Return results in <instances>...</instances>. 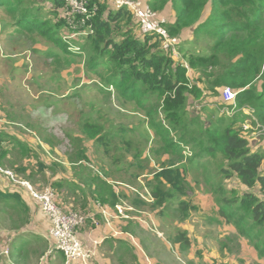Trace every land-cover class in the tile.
Instances as JSON below:
<instances>
[{"label": "trees", "instance_id": "16d2710c", "mask_svg": "<svg viewBox=\"0 0 264 264\" xmlns=\"http://www.w3.org/2000/svg\"><path fill=\"white\" fill-rule=\"evenodd\" d=\"M87 2L89 12L81 16L70 13L66 0H0V10L10 18L3 25L10 24L14 28L8 38H26L34 45L43 41L53 45L54 49L46 53V57H53L58 69H66L71 58H87L86 68L89 74L100 79L101 92L109 97L115 93L118 99L133 102L146 111L150 130L163 144L164 156L176 154L180 158L187 146L191 153L190 167L194 171L215 165L206 184L218 200L219 215L259 251L264 246V149L253 151L248 139L241 134L240 124L236 126L246 118L242 109L250 108L264 127V0H148V7L162 14L167 5L172 6L173 19H167L164 24L170 36L191 31L192 39L182 41L177 48L179 60L174 58L172 51L163 48L158 35H143L126 7L116 9L111 0ZM65 26L71 33L81 36L82 43H74L71 47L66 44L72 41L67 40L68 36L64 40L60 37ZM62 54L71 58L64 61L60 58ZM189 74L195 78L191 80ZM222 89L237 93L239 113L225 129L207 125L187 110L192 99L209 100L221 94ZM81 128L82 137L77 136V142L82 143L85 138L95 141L103 146L104 157L108 162L111 159L115 168L122 164L120 159L114 158V147L110 149V146L119 143L116 139L125 138L124 129L113 132L100 121L99 124L86 121ZM173 133L178 141L174 140ZM122 142L129 147L128 141ZM7 145H19L26 159H34L33 164L27 162L25 168L13 167L19 178L29 174L25 177L31 180L34 177L32 169L39 172L42 169L38 167L52 162L40 155L37 157L35 152L23 151L26 147L17 137L7 136V143L0 141V165L5 163ZM71 159L72 164L86 162L90 155L85 149L78 148ZM133 160L144 161L141 153ZM166 160L160 159L163 168L151 180L157 183L154 187L150 185L153 207L160 213L176 212L181 220H186L197 210L190 198L192 171L186 165L175 168V164ZM168 163L169 167H165ZM55 166L61 168L57 163H50L47 168L53 171ZM82 169L84 171L83 163L78 169L71 170L75 173V182H81L85 189L67 178L53 184L47 181L44 185L55 190L57 203L67 212L74 210L63 203L66 197H61L60 191L68 189L69 196L74 198L70 199L71 204L80 211L78 213L86 215L88 221L91 214L87 207L100 204L115 208L120 200L109 183L110 179L114 181L112 173H107L109 177H95L94 185L90 177L80 175L83 179L80 180ZM229 180L242 188L240 194L236 189L226 190L223 181ZM195 183L200 187L199 181ZM20 193L21 189L17 187L12 195L4 197L13 196L20 207L23 205ZM78 194L83 195L86 202ZM227 194L232 198H227ZM95 225L100 226V223L94 224V228ZM176 240L179 244L188 243L183 233Z\"/></svg>", "mask_w": 264, "mask_h": 264}, {"label": "rangeland", "instance_id": "374dc122", "mask_svg": "<svg viewBox=\"0 0 264 264\" xmlns=\"http://www.w3.org/2000/svg\"><path fill=\"white\" fill-rule=\"evenodd\" d=\"M9 21V16L4 10H0V112L3 113L5 118L8 116V125L21 131L20 133L24 139H30L31 144L42 147V153L44 155L48 154L50 159L53 160L50 163L53 165L57 163L61 167L59 172L47 169L54 172V175H59L60 178L68 177L70 174L75 175L71 169H78L82 163L84 164V171L82 169L79 174L80 180H83L80 176L83 175L84 178L90 177L91 182L94 184L95 177L105 175L109 177L107 173H112V178L118 186L116 195L120 200L114 208L115 215L113 214V217L118 216L122 220L136 218V220H140L139 217L141 216L154 215L152 213L158 208L153 207L150 185L153 184L154 187L157 183L151 180L163 168V166L161 167L163 160L160 161V159L166 156L163 154L161 139L159 141V138L150 130L146 111L133 102L118 99L115 93L109 97L101 92L102 87L98 84L100 79L89 74L86 68L87 58L85 60L77 57L65 58L62 54L60 57L62 60L66 61L67 58H71L72 61L71 63L67 62L68 64L65 62L66 69H63L64 67L58 69L56 60L52 59L53 57H46V53L54 49L53 45L44 41L34 45L26 38H8L14 28L10 24L5 27L3 22ZM60 37L63 40L67 37L68 41H72L66 43L70 47L74 43H82V37L71 33L68 26L62 29ZM179 57V53L176 52L174 58L179 60ZM189 77L191 80L195 78L191 74H189ZM224 90L222 89V92ZM221 95L222 93L217 97H211L213 99L209 100L204 98L202 102L192 99L187 110L192 116H199V119L202 122L205 121L207 125H216V127L225 129L238 117L239 113L233 107L224 104ZM250 113L252 114V112ZM244 115L246 118L242 122H238L236 127L240 124L241 134L248 139L253 151L259 149L262 151L264 149V127L259 123H254L257 121L256 118L255 121L252 120L251 122L252 117L247 116L245 113ZM221 119L225 121L219 122ZM86 121L98 124L99 121L106 123L108 129L113 132L117 129H124L125 138L116 139V142L119 141V143H111L110 146V149L114 147L112 154H114V158L120 159L122 163L120 166L115 168L116 165L110 163L112 162L111 159L108 162L103 154V146H99L95 141L90 142L85 138L83 142L80 141L82 143H79L75 140L77 136L81 135L82 137L81 125ZM173 137L175 141L179 140L176 135ZM122 141H125V143L128 141L129 147L123 144ZM78 148L85 149L90 155V160L72 164L71 156L74 157ZM188 148L187 146L184 147L180 158L176 154L169 155L166 161L169 160L171 164H175V168H182L183 165L190 168L192 171L190 184L196 188L192 189L191 193V196L196 199V204L192 203L207 214V211L209 212V209L212 208L213 201L216 203V197L213 198L211 193L201 192L195 181H199V185L205 191H210L206 180L211 177L215 165L210 164V169L204 166L202 169L194 171L190 167L189 157L191 153ZM138 153L143 156L144 161H141L142 163L133 160ZM26 160H31V162L28 161L29 165L33 164V157ZM129 165L131 166L127 169ZM168 165L169 163L165 167H169ZM43 166L38 167V169H43ZM55 167L59 168L58 166ZM20 179L23 178L20 177ZM225 183L228 188L226 190L236 189L239 194L241 193L242 188L237 182L232 180L223 181V185ZM45 185L37 186L38 188L35 187V190L42 193V190L46 188ZM61 194V197H65L63 193ZM226 197L232 198L231 194H227ZM66 200L69 201L70 205L71 201ZM38 205L40 204L38 203ZM201 205H203L202 209ZM72 209L75 212H80L73 205ZM99 209L104 208L99 204ZM117 210L122 213L119 214ZM195 218L197 219V217H194L188 223H190L189 228L194 227L197 231L198 227H195L196 224L193 223ZM144 223L148 228L151 227L148 221ZM5 226H8V223L4 222L2 224L3 229H5ZM152 229L154 230L153 225ZM144 233L148 237V233ZM134 239L137 241V237ZM84 248L86 249V247ZM135 248L141 249L140 245L135 246ZM142 250L145 256L150 258L149 253L144 248ZM7 251L9 254L10 251ZM88 253V262L91 263L93 254H91L92 251ZM8 254H4V256L8 257ZM1 259L0 257V264H4Z\"/></svg>", "mask_w": 264, "mask_h": 264}, {"label": "crops", "instance_id": "0c3cea01", "mask_svg": "<svg viewBox=\"0 0 264 264\" xmlns=\"http://www.w3.org/2000/svg\"><path fill=\"white\" fill-rule=\"evenodd\" d=\"M144 1L147 2L148 0ZM163 14L168 19H173L170 4L167 5ZM180 36L184 42L192 39L191 31H184ZM0 117V141L7 143V136L17 137L26 147L23 151L35 152L38 156L51 160L48 154L42 153L41 146L31 144L30 139H24L21 131L8 125V116L5 118L0 112ZM6 147L8 154L3 164L5 169H12L13 171V167H27V156L22 155L19 145H7ZM166 158L167 156L162 160L165 161ZM44 164L47 166L44 165L39 172L31 170L34 175L31 180L26 179L30 176L29 174H22L24 175V177L22 176L23 180L28 181L33 187H40L47 181L49 184H53L67 178V180L70 179L71 182L85 189L81 182L80 184L75 182L72 174L60 178L59 175H54V172H59L61 168H55L52 172L47 169L50 163ZM63 169L65 168L63 167ZM5 177L0 174L1 261L4 264H64L63 254L55 251V242L51 237V223L40 205L26 190H21L23 205L20 207H17V202L12 198L13 196L5 198L4 195H12L14 191H17V185L10 184ZM109 183L113 185L116 193L118 186L111 179ZM193 189L196 188L193 187ZM200 189L201 192L211 193V196L215 197L211 191H205L202 186ZM60 192L66 197L63 203L72 208V204L69 205V201L66 200H74L73 197L69 196L70 191L62 189ZM78 197L86 202L83 195L78 194ZM190 198L196 204V199L193 196ZM217 201V199H215L216 203L213 201L212 208L209 209V212L207 211V214L197 207V210L193 211L186 220H181L176 212L171 214L173 211L170 210L164 213L156 210L152 213L154 215L141 216L139 217L140 220H136L137 218L122 220L118 216L113 217V214L115 215L114 207L103 205L108 218L103 215L104 209H99V205L92 207L88 205L87 209L90 210L91 214L90 220L87 221L85 227L78 229V236L84 243L86 250H90L88 251L90 253L92 251L93 256L90 264H264V246L258 251L253 244L241 238L238 231L219 215ZM202 208L203 205H201ZM174 210H177L176 205ZM194 217H197V219H193V223L196 224L195 227H198L197 231L194 227L189 228L190 223L188 222L192 221ZM143 220L148 221L151 227L148 228ZM4 222L8 223V226L4 227L5 229L2 227ZM97 222L100 223V226L95 225L97 227L94 228L93 226ZM144 232L148 233V237ZM181 233L186 234L187 244H179L176 240ZM136 237L137 241L134 239ZM137 245H140L141 249L137 248V250L135 248ZM143 248L149 253L150 258L145 256ZM5 249L10 251L8 257L4 256ZM13 250L15 253L12 252Z\"/></svg>", "mask_w": 264, "mask_h": 264}, {"label": "built area", "instance_id": "2783aa9c", "mask_svg": "<svg viewBox=\"0 0 264 264\" xmlns=\"http://www.w3.org/2000/svg\"><path fill=\"white\" fill-rule=\"evenodd\" d=\"M66 2L71 14L81 16L87 15L89 12L87 0H66ZM111 2L116 9L126 7L132 13L143 35H158L163 42V48L166 51H172L173 55L176 54L183 39L181 36L168 34L164 28L168 18L164 14L151 10L144 0H111ZM221 98L224 104L237 111V93L235 91L225 89ZM244 113L252 117L251 122L255 121L253 109L246 108ZM254 123H258V121ZM1 154L0 146V157ZM0 174L9 178L20 189L26 190L41 205L43 213L51 223V237L55 242V251L63 254L64 264H90L88 262L89 253L78 236V229L85 226L87 216L75 211H65L63 206L56 201L58 196L55 190L50 187L44 188L43 192L39 193L28 181L20 179L13 171L5 169L1 165ZM117 212L122 213L120 210ZM103 215L109 217L106 211H103ZM126 218L128 217L126 216ZM5 254H8L7 250Z\"/></svg>", "mask_w": 264, "mask_h": 264}, {"label": "clouds", "instance_id": "9594fccd", "mask_svg": "<svg viewBox=\"0 0 264 264\" xmlns=\"http://www.w3.org/2000/svg\"><path fill=\"white\" fill-rule=\"evenodd\" d=\"M237 100V99H236ZM246 109V108H245ZM250 109V108H249ZM242 112H244V109H242ZM254 113H255V111H254ZM255 116V115H254ZM256 118V117H255Z\"/></svg>", "mask_w": 264, "mask_h": 264}]
</instances>
